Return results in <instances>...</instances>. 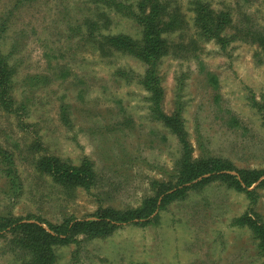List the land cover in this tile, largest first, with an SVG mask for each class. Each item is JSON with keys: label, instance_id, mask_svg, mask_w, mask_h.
Wrapping results in <instances>:
<instances>
[{"label": "rangeland", "instance_id": "374dc122", "mask_svg": "<svg viewBox=\"0 0 264 264\" xmlns=\"http://www.w3.org/2000/svg\"><path fill=\"white\" fill-rule=\"evenodd\" d=\"M177 1L182 28L166 34L170 53L158 64L162 111L179 115L195 158L263 169L264 55L255 36L264 34V0H204L230 13L225 33L235 38L224 48L199 38L188 0ZM110 9L90 0H0V49L14 66L16 100L15 112L0 106V216L52 233L46 223L138 210L175 183L180 138L150 111L141 83L147 65L125 53L100 55L86 33V19L107 15L103 33L141 35L133 19ZM84 158L94 169L86 186L39 167ZM260 180L247 196L211 178L169 202L156 222L120 223L105 238L79 234L56 246L53 264H264L249 230L232 224L245 212L264 224ZM11 229H0V264L24 256Z\"/></svg>", "mask_w": 264, "mask_h": 264}, {"label": "trees", "instance_id": "16d2710c", "mask_svg": "<svg viewBox=\"0 0 264 264\" xmlns=\"http://www.w3.org/2000/svg\"><path fill=\"white\" fill-rule=\"evenodd\" d=\"M90 2L93 4L100 2L106 8H111L113 14L129 17L141 27V35L135 38L121 33H103V26L110 22L107 15L100 17L102 21L92 15L84 22L87 35L96 41L98 39L95 49L100 55H105L108 52L125 53L147 65L141 77V83L149 93L147 99L150 101V111L156 120L170 127L180 138L181 154L175 164L176 174H174L176 181L168 186L163 185L155 197L145 199L144 207L141 209H130L125 212L106 210L100 212L95 219L73 220L67 218L59 225L46 223L52 233L35 222H20L18 218L13 219L8 215L0 216V229L12 228L10 231L16 236L14 242L17 247L14 246L24 254L19 258V264H53L57 256L55 247L79 241L77 237L79 234L84 239L105 238L111 235L120 223L134 222L146 225L156 222L159 211L166 209L169 202L182 198L187 190L197 188L211 178L218 177L228 187L251 196L252 191L248 188L264 176V168L236 170L232 162L227 159L195 158L192 155V145L187 141L185 132L182 130L179 115H166L162 111L163 89L158 64L170 53L171 45L166 34L182 28L184 15L180 11L178 1L136 0L133 3H128L126 0H90ZM188 2L199 38L204 41L213 40L221 48H224L235 38L225 33L231 23L228 11L215 10L204 0H188ZM255 42L264 55V34L256 33ZM13 75L14 66L9 63L8 54H3L0 49V106L7 112H15L16 100L12 94ZM21 107L24 108L23 105ZM63 111L62 108V119L65 115ZM262 122H264V114ZM39 167L51 172L63 183H66L67 180V184L70 183V185L86 186L87 181L94 178L92 162L88 158H84L82 164L77 166L64 165L60 167L54 160H46L44 164L40 162ZM231 171L237 172L238 175L231 174ZM258 184L263 185L264 178ZM232 224L240 228H247L255 241L256 248H258L257 253L264 256V224L258 222L247 212L235 217ZM18 229L19 233L22 232L23 237L15 232Z\"/></svg>", "mask_w": 264, "mask_h": 264}]
</instances>
